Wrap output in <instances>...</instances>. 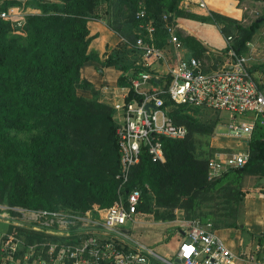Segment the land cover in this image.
I'll use <instances>...</instances> for the list:
<instances>
[{
    "label": "trees",
    "instance_id": "16d2710c",
    "mask_svg": "<svg viewBox=\"0 0 264 264\" xmlns=\"http://www.w3.org/2000/svg\"><path fill=\"white\" fill-rule=\"evenodd\" d=\"M0 1V11L15 4L13 0ZM62 1V4L32 2L41 13L26 16L28 44L6 53L0 52V176L4 179L0 184V200L7 196L8 205L50 208L56 207L52 203L57 195L65 204L80 198L81 206L69 205L73 208L92 207L89 201L100 207H109L117 197L118 187L114 177L119 166L114 110L95 99L87 102L78 96L77 89L89 85L80 79L79 70L89 60L101 63L99 73L108 66L127 71L134 63L123 61L116 53L107 54L103 61L88 53L93 38L89 35L88 22L83 15L68 14L66 7L91 13L95 0ZM178 1L172 0L171 9L181 15L183 10L177 7ZM197 17L202 22L214 20L224 24L221 28L224 34L229 25L236 22L216 12ZM258 19H264V14ZM257 26L256 20L247 26L236 24L240 36L232 40V46L237 52L244 50ZM159 33L156 35L157 44L161 46ZM125 83L124 77L119 76L118 84ZM192 111L193 107L172 106L170 116L175 123L187 125V136L181 140H164L161 161L153 162L143 152L132 169L128 186L141 188L146 208L151 196L161 207V211L154 212L155 221H172L173 209L181 200L192 203L200 193L211 189L218 179L208 180L207 160L194 155L191 139L192 134L211 132L213 126L198 121L189 114ZM12 130L25 133L28 138L21 141L13 138L10 136ZM103 135V141L107 142L103 149L109 153L110 163L117 168L112 177L101 172L91 174L101 160L98 150ZM247 147L250 156L246 164L241 169L231 170L257 173L264 179L263 124L256 123ZM239 224L237 220L225 221V227ZM252 237L257 243L264 241V233L252 234Z\"/></svg>",
    "mask_w": 264,
    "mask_h": 264
},
{
    "label": "built area",
    "instance_id": "2783aa9c",
    "mask_svg": "<svg viewBox=\"0 0 264 264\" xmlns=\"http://www.w3.org/2000/svg\"><path fill=\"white\" fill-rule=\"evenodd\" d=\"M192 1L179 0L184 8ZM195 2L200 8L206 7L203 0ZM13 16L9 8L0 11L3 19ZM135 17L140 35L134 46L139 55L131 69L121 71L126 83L118 87L121 99L113 106L123 116L116 128L119 166L114 174L118 182L115 201L109 207L85 209L0 204V222L4 224L0 229V264H158V259L167 264H234L236 255L209 221L180 225L178 233L182 231L183 235L174 259L164 260L134 240L126 223L134 221L143 199L141 188L129 187L128 183L143 152L153 162L161 161L164 140L187 136L186 126L175 123L170 116L172 106L223 111L230 115L226 121L229 134L249 138L254 124L264 125V89L248 71L244 54L232 46L231 36L227 37L224 60L215 69L188 55L168 65L163 48L157 44L160 21L148 18L145 8ZM162 21H167V15ZM168 37L176 51L183 48L173 31ZM145 104L154 108L147 110ZM246 113L251 119L242 123L238 117ZM249 156L246 149L209 159L208 180L241 168ZM259 252L257 244L247 255L248 260L264 264V259L257 256Z\"/></svg>",
    "mask_w": 264,
    "mask_h": 264
},
{
    "label": "rangeland",
    "instance_id": "374dc122",
    "mask_svg": "<svg viewBox=\"0 0 264 264\" xmlns=\"http://www.w3.org/2000/svg\"><path fill=\"white\" fill-rule=\"evenodd\" d=\"M13 1H15V4L8 6V8L14 16L10 19H3L0 17L1 53H6L17 47L26 46V44H28L30 36L26 32V16L28 14L41 13L36 4L45 2H58L62 4L63 2L62 0L35 1L36 4L33 7L37 8L38 11L26 13V0ZM207 1L210 2L208 10H199L197 13L183 10V14L181 15H177L176 10L171 9L172 0H95L91 13L81 8L66 7V9L68 14L83 15L87 22L100 20L106 24L108 28L113 31L115 30L124 39L121 45L115 49V52H118L116 54H118L123 61L134 63L138 58L139 52H137L133 42L140 35L135 16L137 11L145 8L150 19L153 21H160L159 24L162 27L160 28L158 40L164 50L166 63L168 65H173L182 55H188L198 58L207 68L215 69L221 65L224 60L225 47H212L213 49H211L204 46L199 38L205 41L210 40V43L215 40L222 41L223 39L228 43V36H231L232 40L235 38L238 39L240 36L236 24L247 26L254 19L259 18V16L254 9V0L232 1V6H225L222 10L225 12L223 13L225 17L233 18L237 23L235 22V24L229 25V30L224 34L221 32V28L224 24L222 25V23H218L214 20L202 22L198 19L197 16H210V12H216V8L213 7L216 6L214 0ZM1 2L2 1H0V4ZM163 15H167L166 22L162 21ZM188 25L191 26V30L196 36L186 31V29H189ZM172 31L183 43V48L179 51H176L168 40V35ZM78 96L87 102L93 101V99H86L82 95L78 94ZM192 112H189V114L198 121L208 126H213L212 131L209 133L191 135V139L194 142L193 153L198 159L208 161L214 157L226 156L247 149L246 145L249 138L244 136L234 137L229 134L226 126V121L230 119L229 114L209 108H193ZM114 119L117 120V116H114ZM185 126L187 128V125ZM10 136L18 138L20 141L28 138L27 134L15 130L10 132ZM103 139L104 135L101 137V146L98 150V157H100L101 160L99 164L92 169L91 174L95 175L101 172V174L106 177H112L117 168L113 166V162L110 163V155L107 153V150L103 149V146L107 144ZM262 180L263 179H261L260 175L257 173L246 174L230 170L218 178L212 188L206 193H200L192 203L187 199L181 200L179 205L173 209L174 219L169 222L154 220V212L156 210L161 211V207H158L155 197L151 196L148 202V208H146L143 200V204L139 208L137 215H135L134 221L127 222L126 227L130 229L131 237L134 240L153 250L164 260L170 257L174 259L177 246L182 237L178 233L180 225L189 221H209L212 223L213 229H219L225 227L226 220H237V222H240L237 227L227 228L233 235L240 231L243 236H245L247 231L244 228H240L244 220H242L240 215L238 216L239 208L242 207L246 198H264V184ZM3 181V177L0 176V184H2ZM239 192L243 195H240ZM6 202L7 196L0 200V204H7ZM68 202L67 205L63 203L57 195H54V202L52 205L81 206L80 198H76L74 201L69 200ZM89 203L92 206L100 207V205H97L95 202L89 201ZM235 209L237 210L236 212L234 211ZM0 229H4V224L2 222H0ZM19 236L26 242V237H23V233H19ZM262 243L264 242L262 241ZM158 264L167 263L158 259Z\"/></svg>",
    "mask_w": 264,
    "mask_h": 264
},
{
    "label": "crops",
    "instance_id": "0c3cea01",
    "mask_svg": "<svg viewBox=\"0 0 264 264\" xmlns=\"http://www.w3.org/2000/svg\"><path fill=\"white\" fill-rule=\"evenodd\" d=\"M35 1L41 0H26V2H29L26 3V13H34L35 11H38V9L32 5V2ZM203 1L206 4L205 8H200L195 0L190 2L186 8L182 7L178 1L177 7L181 10L194 13H197L199 10L206 11L208 10V5L210 7V2L207 0ZM232 1L235 0H214L216 6L213 7L216 8V13L225 16L223 14L225 12H223L222 9H224L223 7L225 6H232ZM254 9L257 15L261 17L264 14V0H254ZM257 19L258 18L253 21ZM87 27L89 35L93 36L87 49L88 53L97 55L100 61H103L107 54L118 53L115 52V49L121 45L122 41H124L123 38H120L100 20L88 21ZM188 28L189 29H186V31L188 33H193L191 26ZM193 35H195V33H193ZM199 40L204 46L211 49H213L212 47L224 48L227 44L223 39L222 41L215 40L211 43L210 40L205 41L201 38H199ZM242 53L246 57L248 71L251 73L253 79L258 83L260 88L264 89V19L258 22V26L250 40L246 42ZM100 66L101 63L94 60H89L82 64L79 70L80 79L86 80L89 85L86 88H78L77 92L86 99H95L96 101L113 108L114 104L121 99L118 91V87L121 86L118 84V78L121 71L115 66H108L103 67V72L99 73L98 68ZM105 86H107L108 89H103ZM114 116H117L118 119L115 120ZM122 119L123 116L121 112L114 110L113 120L115 123L117 124L121 122ZM250 119L251 115L249 113H246L239 118L242 123H247ZM255 125L256 124H254V127ZM239 215L242 217V220H244V222L241 223L242 225H240V228H244L247 231L245 236H243L240 231L233 235L227 227L214 229V231L225 241L228 248L236 255L234 264H254L248 260L247 255L257 244L260 245V252L258 253L259 259H264V243H255V238L252 237V234L264 233V198H246L242 207L239 208L238 216ZM181 235H183L182 231Z\"/></svg>",
    "mask_w": 264,
    "mask_h": 264
},
{
    "label": "water",
    "instance_id": "95a60500",
    "mask_svg": "<svg viewBox=\"0 0 264 264\" xmlns=\"http://www.w3.org/2000/svg\"><path fill=\"white\" fill-rule=\"evenodd\" d=\"M256 21L259 22L260 19H257ZM144 107H145V109H147V110H148L150 107L154 108V106H152V105H150V104H145ZM241 168H242V167H241ZM241 168H240V169H241ZM263 182H264V180H263Z\"/></svg>",
    "mask_w": 264,
    "mask_h": 264
}]
</instances>
